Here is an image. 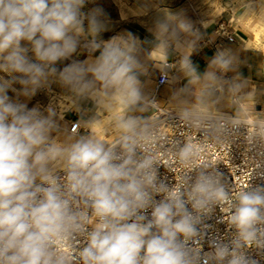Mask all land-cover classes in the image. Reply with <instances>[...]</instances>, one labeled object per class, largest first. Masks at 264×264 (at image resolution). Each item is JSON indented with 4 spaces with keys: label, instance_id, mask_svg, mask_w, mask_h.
I'll use <instances>...</instances> for the list:
<instances>
[{
    "label": "clouds",
    "instance_id": "obj_1",
    "mask_svg": "<svg viewBox=\"0 0 264 264\" xmlns=\"http://www.w3.org/2000/svg\"><path fill=\"white\" fill-rule=\"evenodd\" d=\"M83 3L0 0V71L21 74L13 81L22 85H38L45 68L75 52L77 40L70 33L82 30ZM22 41L30 42L39 63L29 58ZM90 70L106 86L122 87L129 99L138 98L131 57L119 48L106 46ZM10 85L0 84V264H69L64 242L84 232L83 264H189L184 245L196 233L198 217L187 204L199 210L210 201H227L224 188L202 175L187 201L171 191L155 202L151 218L139 214L151 200L152 161L134 159L128 143L123 145L126 157H120L92 140L81 139L70 148L50 142L49 119L36 108L11 103L6 94ZM65 156L67 192H62L47 165ZM77 197L92 210L91 217L73 210ZM237 199L230 219L250 241L254 225L264 219V191H244ZM93 220L94 227L87 230ZM215 255L224 260L227 246L218 247ZM228 264L242 261L233 255Z\"/></svg>",
    "mask_w": 264,
    "mask_h": 264
},
{
    "label": "crops",
    "instance_id": "obj_2",
    "mask_svg": "<svg viewBox=\"0 0 264 264\" xmlns=\"http://www.w3.org/2000/svg\"><path fill=\"white\" fill-rule=\"evenodd\" d=\"M80 12L82 30L70 33L77 40L75 52L45 68L38 85H22L13 81L21 74L0 71V84L11 82L6 94L14 104H29L41 88L72 101L55 134L62 141L52 142L68 148L72 122L86 132L100 121L98 96L89 94L110 96L114 89L90 78L95 77L90 69L106 46L131 57L138 98L125 100L120 115L126 123L135 125L152 113L146 102L161 70L168 72L169 82L155 94L160 107L264 119V0H84ZM22 45L39 63L30 42ZM55 135L50 130V140Z\"/></svg>",
    "mask_w": 264,
    "mask_h": 264
},
{
    "label": "built area",
    "instance_id": "obj_3",
    "mask_svg": "<svg viewBox=\"0 0 264 264\" xmlns=\"http://www.w3.org/2000/svg\"><path fill=\"white\" fill-rule=\"evenodd\" d=\"M224 35L225 29H219ZM232 41L231 36H227ZM168 72L161 70L155 81L154 93L146 105L152 110L141 123L109 144L113 154L126 157L128 143L134 149L133 158L137 161L150 159L149 171L154 182L147 189L151 198L149 206L140 210L151 218L156 201L163 199L168 192L177 191L187 201L188 193L197 180L211 176L218 186L228 193V200L210 201L204 208L190 211L198 217L196 233L185 242L189 264H228L233 255L240 257L242 264H264V219L254 225V236L245 241L240 230L231 222V216L238 204V194L244 191H264V119L244 114L241 117L179 112L157 105V90L168 84ZM12 103V102H11ZM82 130L79 122L69 125V132L79 135ZM188 149L187 155H184ZM119 162V161H117ZM67 192V167L50 173ZM40 183L39 180L36 181ZM75 211H85L91 217L92 210L87 208L79 197L72 205ZM264 216V206L261 207ZM87 224V230L95 225ZM184 240L183 237H181ZM87 232L75 233L64 242L69 264H83L79 251L86 246ZM227 246L229 255L220 260L216 257L218 247Z\"/></svg>",
    "mask_w": 264,
    "mask_h": 264
},
{
    "label": "rangeland",
    "instance_id": "obj_4",
    "mask_svg": "<svg viewBox=\"0 0 264 264\" xmlns=\"http://www.w3.org/2000/svg\"><path fill=\"white\" fill-rule=\"evenodd\" d=\"M209 9H212L209 12L213 13L215 6H211V8ZM90 78L97 80L95 77H90ZM102 84H104V82H102ZM93 86L99 87L95 85ZM109 86H110L109 88H112L115 91L114 86H111V85ZM116 87H119V86H116ZM96 95L99 97L100 95H105V94L100 93V92H95V91L89 94V96L92 98H94ZM27 103H29L26 105L27 109L30 110V109L36 108L40 115L49 119L51 123L50 130L53 135L61 132L60 127L62 125L61 124L62 120L65 119L64 114L66 111L68 112V110H70L72 106V101L69 98H64L54 93L53 91H49L43 88H41L40 90L38 89L31 96V99ZM106 114H105V117L100 119V121H98L95 125H93L91 129L87 128L86 132L81 130L79 132V135H84L88 137L89 140H92L93 142H100L103 145H105V144H109L113 142L114 140H116L117 138H119L120 136L128 132L132 126H134L132 125V122L130 123V120H128L127 123L124 122L125 119H124V116L122 115L115 114L113 117L107 118ZM142 121L143 120L141 119L139 123H141ZM122 124L124 126H122ZM117 127H119L120 129ZM67 139L68 140L70 139V142L68 143L69 145H67L68 148H70L71 145L81 140L79 136H76L73 134ZM67 139H64V140H67ZM52 140L62 141V140L57 139L56 135L50 140V142H52ZM62 163H67L66 156L64 158H57L56 160L50 161L49 164L47 165L48 171L53 172L55 170H58L59 168L58 165L60 166Z\"/></svg>",
    "mask_w": 264,
    "mask_h": 264
},
{
    "label": "bare ground",
    "instance_id": "obj_5",
    "mask_svg": "<svg viewBox=\"0 0 264 264\" xmlns=\"http://www.w3.org/2000/svg\"><path fill=\"white\" fill-rule=\"evenodd\" d=\"M98 98H99V100L97 101V106H98L97 114L101 117L100 119H102L103 117H105L106 113H107L106 114L107 118L113 117L115 114H118V115H120V113L122 114V110L124 108V104H125V100L127 98V95H126L125 91L122 89V87L121 88L116 87L115 91L111 94V96L100 95ZM122 126H124V125L122 124ZM117 128H119V127H117ZM68 131H69V128H68ZM73 135L78 136L77 134H73ZM61 146H63V145H61ZM58 167H59L58 169H64L65 167H67V163H62L60 166L58 165ZM37 180H39V179H37Z\"/></svg>",
    "mask_w": 264,
    "mask_h": 264
}]
</instances>
